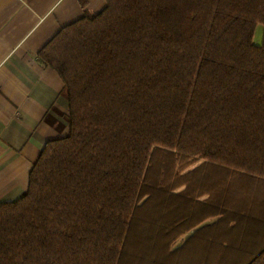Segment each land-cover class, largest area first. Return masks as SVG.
<instances>
[{"label": "trees", "instance_id": "16d2710c", "mask_svg": "<svg viewBox=\"0 0 264 264\" xmlns=\"http://www.w3.org/2000/svg\"><path fill=\"white\" fill-rule=\"evenodd\" d=\"M105 1L37 53L68 130L0 203V264H264V0Z\"/></svg>", "mask_w": 264, "mask_h": 264}, {"label": "crops", "instance_id": "0c3cea01", "mask_svg": "<svg viewBox=\"0 0 264 264\" xmlns=\"http://www.w3.org/2000/svg\"><path fill=\"white\" fill-rule=\"evenodd\" d=\"M105 0H0V203L28 186L44 144L68 130L58 73L38 51L64 26L98 13Z\"/></svg>", "mask_w": 264, "mask_h": 264}, {"label": "rangeland", "instance_id": "374dc122", "mask_svg": "<svg viewBox=\"0 0 264 264\" xmlns=\"http://www.w3.org/2000/svg\"><path fill=\"white\" fill-rule=\"evenodd\" d=\"M263 39V27L261 24H257L254 29L253 33V43L256 45H260L262 43ZM183 239L178 240L176 243H174V247L178 246Z\"/></svg>", "mask_w": 264, "mask_h": 264}]
</instances>
